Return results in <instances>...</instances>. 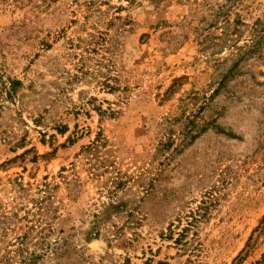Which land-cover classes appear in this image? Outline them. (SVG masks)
Listing matches in <instances>:
<instances>
[{
  "label": "rangeland",
  "instance_id": "1",
  "mask_svg": "<svg viewBox=\"0 0 264 264\" xmlns=\"http://www.w3.org/2000/svg\"><path fill=\"white\" fill-rule=\"evenodd\" d=\"M0 264H264V0H0Z\"/></svg>",
  "mask_w": 264,
  "mask_h": 264
},
{
  "label": "trees",
  "instance_id": "2",
  "mask_svg": "<svg viewBox=\"0 0 264 264\" xmlns=\"http://www.w3.org/2000/svg\"><path fill=\"white\" fill-rule=\"evenodd\" d=\"M186 136L190 137L192 140H195L197 138V136H194L192 132L187 133ZM20 244L23 245L24 243H20Z\"/></svg>",
  "mask_w": 264,
  "mask_h": 264
}]
</instances>
